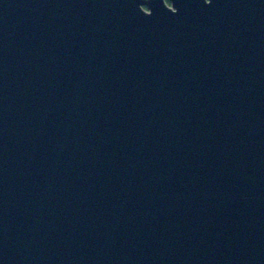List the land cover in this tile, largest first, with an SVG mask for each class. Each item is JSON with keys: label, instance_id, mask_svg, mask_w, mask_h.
Here are the masks:
<instances>
[{"label": "water", "instance_id": "obj_1", "mask_svg": "<svg viewBox=\"0 0 264 264\" xmlns=\"http://www.w3.org/2000/svg\"><path fill=\"white\" fill-rule=\"evenodd\" d=\"M0 264H264V0H0Z\"/></svg>", "mask_w": 264, "mask_h": 264}]
</instances>
